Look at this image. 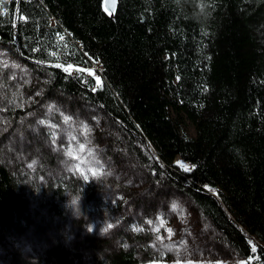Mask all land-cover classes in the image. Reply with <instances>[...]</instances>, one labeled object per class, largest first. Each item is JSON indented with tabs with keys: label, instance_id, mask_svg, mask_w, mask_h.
I'll list each match as a JSON object with an SVG mask.
<instances>
[{
	"label": "trees",
	"instance_id": "obj_1",
	"mask_svg": "<svg viewBox=\"0 0 264 264\" xmlns=\"http://www.w3.org/2000/svg\"><path fill=\"white\" fill-rule=\"evenodd\" d=\"M104 1H0V264H264V0Z\"/></svg>",
	"mask_w": 264,
	"mask_h": 264
},
{
	"label": "rangeland",
	"instance_id": "obj_2",
	"mask_svg": "<svg viewBox=\"0 0 264 264\" xmlns=\"http://www.w3.org/2000/svg\"><path fill=\"white\" fill-rule=\"evenodd\" d=\"M189 129L190 133L194 134L192 128ZM174 165L182 171L187 168L186 172L191 169L178 158L174 161ZM197 221L198 215L188 205L173 203L169 212L155 225L160 256L158 260L148 264H243L232 256L222 255L216 247L201 241L198 237L201 230L196 225Z\"/></svg>",
	"mask_w": 264,
	"mask_h": 264
},
{
	"label": "water",
	"instance_id": "obj_3",
	"mask_svg": "<svg viewBox=\"0 0 264 264\" xmlns=\"http://www.w3.org/2000/svg\"><path fill=\"white\" fill-rule=\"evenodd\" d=\"M116 0H105L104 7L105 10L112 14L115 11Z\"/></svg>",
	"mask_w": 264,
	"mask_h": 264
},
{
	"label": "built area",
	"instance_id": "obj_4",
	"mask_svg": "<svg viewBox=\"0 0 264 264\" xmlns=\"http://www.w3.org/2000/svg\"><path fill=\"white\" fill-rule=\"evenodd\" d=\"M50 22L53 24L55 22V20L53 18H51ZM61 41H63V38H61ZM92 68L95 69V67L92 66V67L88 68L87 70H92Z\"/></svg>",
	"mask_w": 264,
	"mask_h": 264
},
{
	"label": "snow or ice",
	"instance_id": "obj_5",
	"mask_svg": "<svg viewBox=\"0 0 264 264\" xmlns=\"http://www.w3.org/2000/svg\"><path fill=\"white\" fill-rule=\"evenodd\" d=\"M188 169L187 168H185V171H187ZM253 251H255V249H253Z\"/></svg>",
	"mask_w": 264,
	"mask_h": 264
}]
</instances>
